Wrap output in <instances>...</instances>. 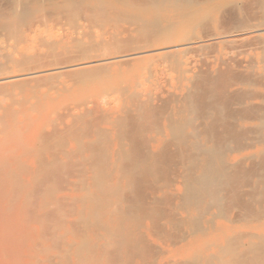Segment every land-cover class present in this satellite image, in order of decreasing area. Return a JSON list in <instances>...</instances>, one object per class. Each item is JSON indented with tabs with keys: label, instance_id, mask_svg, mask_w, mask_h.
I'll return each instance as SVG.
<instances>
[{
	"label": "rangeland",
	"instance_id": "1",
	"mask_svg": "<svg viewBox=\"0 0 264 264\" xmlns=\"http://www.w3.org/2000/svg\"><path fill=\"white\" fill-rule=\"evenodd\" d=\"M33 1H27L31 9H33V15L19 27V30H21L19 32V38H15V40H13V38L8 39V37L4 35V32L0 30L2 31L0 33L2 39H6L5 42V40L3 41L0 37V42H2L0 48H3L0 52V56L2 54L3 56L11 55L19 60L26 55V57L32 55L34 57L36 56V59L34 58L33 61L34 64L32 62L29 63L30 67L29 64L20 68L15 67L13 64H8L7 66L10 69L0 72V79L15 75L18 76L19 74L21 76V74L34 71L39 72V74L35 76H26L27 81L26 78L24 80V77H21L22 81L21 78H19V84H16L19 87L22 86L20 87L21 89L15 90L14 88L18 87L13 88V84L18 78L16 80L14 79L15 81L12 80V82L11 80H7L9 81V83L6 81L8 85L4 82H0L3 84V88H0V120H3L1 121L0 127L3 128L2 124L5 122L3 125L6 126V129L4 126L3 130L7 131L6 136L5 134H0V148L2 146L1 149H3L0 150V154L4 152V154L0 156V167L2 166L0 169L2 170V168H5V170L3 169L0 172V175L2 177L3 175H7L8 172V175H19V198H17L19 203L17 202L18 200L16 201V198H12V195L9 196L8 194V196H4V192L6 191L3 192L4 188L2 191L0 190V208L2 211L4 208L9 207L12 211L8 208L9 211L6 209L5 213L17 214V211L15 212V210H17L15 209V205L17 204L16 206H19V220H17L19 221L18 230V222L15 221L14 218L16 214L9 217L13 225L10 223L8 224V222L7 225H5L7 221L5 218L3 223L0 222V230L3 226L15 227V229L13 228L16 232L15 237H17L18 234L19 240L17 239L14 243L18 242L19 248H14L18 246L16 245L17 243H15V245L13 244L12 248L13 237L10 239L11 246L9 245L10 243L8 244L7 242L11 237L9 235L13 232V229H11L12 232L8 233L7 230L3 228L2 232L0 231V235H4L5 240L7 239L6 237H8V240L5 241L2 236L3 238H0V248H2L3 244H8L7 246L10 247L7 248L6 246L4 248L3 246V249L0 250V264H188L186 260H190V264L192 259L194 262L191 264H195L198 255L200 258H198L196 263L201 262L200 264H205V261L207 264H209V262L210 264H220L228 260H231L233 264H238V262L239 264H264V252L259 251L260 248H258V250L256 247L261 243H263L261 245L264 247V241H259L260 239H264V11H262L264 10V6L261 5V2L264 5V0H180L182 4L179 0H177L178 2H176V0H156L154 3H152L153 0H148L149 2L151 1L150 3L147 0V3L145 0H122L125 8L129 11V13H127L129 15H112V10L107 8L108 11L106 10L107 13H105L106 23H102L101 21L99 23V20H90L86 17L81 20L74 19L72 22L66 17L63 18L62 21V18L60 19L57 15L55 16L57 12L54 11H58L59 9L63 10L61 8L64 0H56L52 2L53 5H51V2L44 0L41 4L42 8H39L36 0ZM0 3V7H2V9L0 8V13H4L6 9L8 10L9 3L7 0H0ZM133 3L136 6L134 5V7H132L133 5L131 6V4ZM90 7L93 8L92 5H90ZM201 9L205 11L199 18L190 19L191 21H187V18L180 14L182 10L195 11ZM45 11H48L50 15L52 14V17L54 16L48 21L50 23L47 22L48 31L44 29L41 32L42 34L38 37L37 42H29L28 45V36H30L32 32V25L36 23L34 19H38L43 13L46 14ZM138 11H145L146 18L143 17V19L140 16H133L135 15L133 12ZM182 18L183 20L185 18L187 22L185 20L186 23L183 22L181 20ZM116 19L120 22L119 26L115 23ZM55 20H58L57 24ZM65 20L68 21L66 22ZM52 21L55 22L53 23ZM75 21L77 22L74 23ZM61 22L62 24L59 25ZM63 23L65 25L67 23V26ZM101 23L102 25H100ZM70 24L72 25L71 28L69 27ZM170 25L173 27L169 29ZM143 26L145 29H143ZM154 26H156V28ZM118 27L120 28L119 30ZM158 27L160 29L159 31L157 29ZM165 27L166 30H163ZM52 28H54V32L51 34L49 30ZM122 28L124 29L121 38L122 41L131 42L133 44L137 42L135 45L137 48L139 46L138 49H143V46L146 45L144 47L145 50L156 51V49L159 50L160 48L180 46L186 42H192V40L198 43L180 46L170 51L163 50L156 51V53L152 52L148 55L133 56V59L132 57H127L126 59L122 58L120 61L121 58H119L109 61L110 65L107 61L106 63H99V65L97 63V67V60H106V58L112 56L114 52L104 53L105 55L101 53L103 55H101L102 58L100 53L92 54V57L85 56L77 48L76 42L68 40L70 35L76 32L74 38H82V36H85V42L94 40L100 41V38H103V36L105 38L109 37L106 35L107 31L108 33L112 31L121 33L123 31ZM147 28L149 29L148 31ZM167 29H169L170 32H168ZM27 30L29 31L26 32ZM166 31L167 33H165ZM23 32L24 35H22ZM156 32H158V34H156ZM126 33L128 34L126 35ZM140 34L142 35L140 36ZM3 35L5 37H3ZM63 35L64 37L66 36V38H63ZM129 35L131 39H129L130 37L126 39ZM19 39L20 41L24 39V42H20ZM65 39V43L55 44L57 41H65ZM189 39L190 41H188ZM135 45L127 47L125 51H130ZM67 50L71 52L69 53ZM65 51H67V53ZM75 51L79 53L76 54ZM72 53L76 55H72ZM115 53L114 56L116 57L117 54ZM96 55L100 58H97L98 56ZM167 55L169 56L167 57ZM62 56H65V58ZM114 56L111 58H115ZM66 62L67 64H65ZM71 62L72 65H70ZM6 63L5 57L3 59L1 56L0 64ZM44 66H46V68ZM22 68H26V70ZM83 70L85 71L83 72ZM6 73L11 74L9 76ZM182 74L190 78V81L187 82L179 79ZM51 75H53V77ZM78 76L81 77L79 78ZM38 79L39 81L42 79L41 81H43V83L41 81L39 83L37 81ZM50 79L52 80L50 81ZM188 86L192 92L188 89ZM186 89H188V91H186ZM5 92L8 93V96ZM187 92H189V99L186 98L188 95L186 94ZM182 95L187 100L183 98ZM181 97L183 100L180 101ZM186 106H189V108L187 107L186 109ZM120 117L123 119L125 118L124 120L122 119V121L126 122V126L120 127L118 125V119H120ZM116 124L119 126H117V128L118 130L120 129L119 133L122 138H118L120 135L117 128H115ZM85 125H87L88 128ZM173 125L174 130H171L170 126ZM179 126L181 128H179ZM126 127H129V129ZM122 128L125 129L124 131L126 132H124ZM14 130L16 133H18L19 130L18 136L17 134L15 137V134L10 135ZM94 131L96 134L99 132L101 134L106 133V135H108L107 139L104 138L106 136H97ZM122 131L124 132V137L122 136ZM176 132L179 134L178 137L176 136ZM53 133L55 135L56 133L60 134L58 136L61 138L57 137L58 139L55 141L53 140L51 145H49L50 147L48 146L49 148L47 149H49L48 151L50 152L46 153L43 148V153L44 155L51 154L53 157L59 156L58 159L56 158L57 164L50 168V174L44 173L43 176L40 174L37 177V172L35 173L34 169L35 171L39 169V156L35 152L38 145L41 146L39 137L41 135L49 136ZM183 134L184 136L179 138L180 135ZM8 135L13 136L11 137L13 140L12 143H10L11 141L9 140L6 141L7 138L10 139ZM84 135L85 137H82ZM100 136L103 138V141H101L102 139ZM17 137H19L20 141L19 147L14 144L15 138ZM125 137L126 139H124ZM96 139H98V142H96ZM104 139L107 140V142ZM127 139L128 141H126ZM54 142L57 143L55 144ZM94 142H96V144H94L95 146L93 145ZM102 143H107L106 145L103 144L105 145L103 150L106 149L105 152L107 154L110 152L106 160V162L108 161L109 163H106L107 166H105L104 172L110 169V172L113 173L112 175L115 174L121 177L124 172L127 175L130 171H135V175L138 177L135 179V181H137L135 182L134 189L126 191L124 196L125 202L126 199H128L126 203L144 200L146 203L150 204L153 203L152 198L156 200L155 204H153L151 216H147V220L144 219L143 222L139 223L140 226L142 225V230L146 233L145 236L147 238L145 237L146 239L143 241L138 239V242L136 241L137 239H129L127 242L129 243L131 240L130 246H127L128 243H126L125 246L120 248L118 245L113 244L109 247L106 255H102L98 248L104 245V243H110V241L107 242L105 238H101L105 232L102 229L99 230V227H97V224L100 226L97 220L98 217L96 216L97 213L93 208V204L90 202L93 196L97 195V188H95V181L97 179L95 180L94 178L97 176V173H99V169L95 172L92 168H95V166L97 167L100 162L96 147H98L99 144L102 147ZM8 144H10L9 147ZM57 144L61 146H56ZM83 145H85L86 148L85 146L83 147ZM130 145L131 147L129 148ZM52 146H54V149ZM77 148H79L80 151L79 149L77 150ZM15 149L16 152H13L12 150L15 151ZM94 149L97 158L94 155ZM123 150L128 154L127 157L121 155L123 154ZM30 151L31 153H29ZM114 151L119 153H116L118 158L116 154H114ZM148 151L149 153H147ZM173 151L176 154L173 153ZM199 151L201 152L199 153ZM54 152L58 156H54ZM13 153L16 155L15 157L19 156V170L17 169L18 166L11 164V157H14L12 156ZM65 153L68 155L67 158L64 157L66 156ZM134 153L137 154H135L136 157H134ZM144 153L145 155L141 156V154ZM91 155L92 157L94 156L92 161L90 160L92 159ZM113 157L114 160H118V163H114L116 161L113 160ZM129 157H131V159L133 158L137 167H139L138 162L141 167L138 169L136 165H133L134 162L131 161ZM14 158L13 163L15 160ZM80 159L82 160L81 163L79 162L81 161ZM141 160L145 162L142 163ZM89 161L91 162L89 163ZM97 161H99L98 164H96ZM148 161L150 164H153L151 167L148 166ZM93 162L96 165H94ZM112 165L115 169H113ZM83 166H85V168H83ZM126 167L127 169H125ZM144 167L149 170L143 169ZM82 169L83 173H81ZM140 169L141 171L143 170L141 172L142 175L139 173ZM20 170H22L21 173ZM223 171H226V173ZM87 172L89 173L85 174ZM218 173L222 176H219ZM147 174L149 175L148 177ZM225 174H227V178L223 176ZM85 175L87 177H85ZM199 175H203L204 177L203 181L205 182H203V185L206 181L207 183L209 181L214 182L210 180L213 177L214 180L216 179L215 185L220 184V186H213L214 189H211V191L208 189L209 183L208 185L206 183L207 187H205V185L201 189L200 186L198 187L197 185L198 188L191 191V194L188 191L186 192L187 178L192 180ZM190 176H193V178ZM215 176H217V178H215ZM222 177L225 178L226 183L224 184L223 182L221 186L222 182L218 183V181H223ZM1 179L0 182L3 181V179L2 181ZM39 180L41 182H39ZM83 180L85 182H83ZM92 180H94V182H92ZM89 183L95 184L90 186L92 184ZM2 184L3 183L0 184L1 188L4 186ZM165 185L166 187L164 189L163 187ZM200 185L202 186V183ZM161 187L164 191L160 192L159 188ZM215 187L217 188L216 191ZM218 189H221V191L219 192ZM209 191H215L214 194L212 193L214 196L217 193L216 197L219 199L216 203H214L213 197L211 199L213 195L210 194ZM188 193L192 195L190 197L197 202L196 204L194 203L195 205L193 204V200L189 201ZM194 193L195 196H193ZM208 195H210V197ZM175 196L178 198L176 199ZM6 197H8L7 200ZM86 197H90V201L88 200L89 198ZM84 198H86V200ZM3 201L6 203L7 201L10 203L16 202V204L13 203L10 207V204L7 205L9 202L6 204ZM189 202L194 206L191 204L187 205ZM3 203H5V207L2 205ZM41 203L44 209L40 208V206H42ZM183 204L185 207H183ZM1 215L3 216L4 214L2 213ZM1 215L0 217H2ZM18 215L15 217L18 218ZM190 216L194 219L201 218L200 220L203 218L202 223L198 220V227L202 225L203 228H206L205 230L201 228L203 231L207 230L206 236L204 235L202 237V235L199 236L196 234V236L193 237V235H195V228H192L187 220H185ZM5 217H7V215ZM176 219L177 223L175 226ZM0 220L2 221V218H0ZM82 220L83 222L85 221L84 224H82ZM152 220L154 221L152 222ZM170 221H172V224ZM181 222H184L185 226ZM116 224L113 225L115 229L119 225ZM124 225L122 226L125 228L131 227L134 224L127 222L124 223ZM186 226L188 227L187 229ZM95 229H97V231ZM221 230H225L224 235L217 237V233ZM3 231H6L8 235ZM242 233H244V235ZM236 234L237 237L241 238L242 244H245L247 247L243 246L242 250L244 252L242 251L243 253L240 256L235 254L237 258L231 255V257H233V259H231L229 255H223V252L220 250L222 247H225V245H228L227 240L230 238L232 239V237L234 238ZM238 234H241V236ZM251 234H253V236ZM13 235L15 234L13 233ZM242 235L243 237L246 235L245 238H242ZM256 237H258L259 240ZM251 238H253V240ZM84 239L86 243H90L88 245H94L96 248L92 253L88 252L84 255V258H81L78 245L81 247V245L86 244ZM3 240L7 243L3 242L2 244L1 241ZM249 240L254 244L250 243ZM133 241L135 243H133ZM66 245L69 246H67L69 250L67 247H63ZM261 245L259 247H262ZM248 247H254V249L256 251L258 250L260 253H256L254 249H248ZM6 248L11 253L8 252ZM4 249L6 251H4ZM12 249L13 252L11 251ZM246 249H248V251L251 250L250 253H248ZM262 250L264 251V248H262ZM2 252H5V254ZM194 253H196L197 258ZM261 253L263 254V258ZM211 255L214 256L215 259L211 257ZM209 257L211 258L210 260L207 259ZM199 259L202 260L199 261ZM256 259H258L257 262ZM182 261L185 263H182Z\"/></svg>",
	"mask_w": 264,
	"mask_h": 264
},
{
	"label": "bare ground",
	"instance_id": "2",
	"mask_svg": "<svg viewBox=\"0 0 264 264\" xmlns=\"http://www.w3.org/2000/svg\"><path fill=\"white\" fill-rule=\"evenodd\" d=\"M8 1V3H9V8H8V10L6 9V11H4V13H0V30H2L3 32H4V35H6L7 37H8V39L9 38H13V40H15V38H19V32L21 31V30H19V27L21 26V25H23L25 22H26V20H28L29 18H31V16L33 15V9H31V7H30V4L29 3H27V1H29V0H7ZM31 1H33V0H31ZM46 1H49V2H51V5H53L52 4V2H55L56 0H46ZM130 1V0H129ZM139 1V0H138ZM143 1V0H142ZM146 1V0H145ZM148 1V0H147ZM147 1H146V3H147ZM152 1V0H151ZM150 1V2H151ZM154 1H156V0H153V2L152 3H154ZM182 1V0H181ZM259 1V0H258ZM263 1V0H262ZM34 2V1H33ZM44 2V0H36V3H37V5H39V8H42V6H41V4ZM149 2V1H148ZM149 2V3H150ZM176 2H178L177 0H176ZM179 2H180V0H179ZM184 2V1H183ZM4 3V2H3ZM142 3V2H141ZM144 3V2H143ZM148 3V4H149ZM181 3V2H180ZM1 4V3H0ZM35 4V3H34ZM58 4V3H57ZM63 4V6H62V8L61 9H63V10H58V11H54V12H57L56 14H55V16L57 15L60 19L62 18V21H63V18H66L67 17V19H70V21L72 22L74 19H82V18H84V17H86L87 19H90V20H99V23H100V21L103 23V22H105L106 23V15H105V13H107L106 12V10H107V8L109 9H111L112 10V12H111V14L112 15H125V16H127V15H129V14H127V13H129V11H127V9L125 8V6H124V3H123V1L122 0H64V2L62 3ZM127 4H128V2H127ZM182 4V3H181ZM31 5H33V4H31ZM56 5V4H55ZM59 5V4H58ZM58 5H56V6H58ZM87 5H89V6H87ZM90 5H92L93 6V8H91L90 7ZM129 5V4H128ZM133 5V6H132ZM134 3L133 4H131V6L132 7H134ZM138 5V4H137ZM152 5V4H151ZM157 5H158V3H157ZM261 5L262 6H264L263 4H262V2H261ZM136 6V5H135ZM148 6V5H147ZM260 6V5H259ZM36 7V6H35ZM54 7V6H53ZM88 7H90V8H88ZM138 7H140V6H138ZM149 7V6H148ZM1 9H2V7H0ZM56 8H58V7H56ZM150 8V7H149ZM155 8V7H154ZM157 8V7H156ZM0 9V10H1ZM147 10H149V9H147ZM262 10V9H261ZM50 11V10H49ZM108 11V10H107ZM110 11V10H109ZM162 11V10H161ZM205 10L204 9H201V10H195V11H188V10H182V11H180V14H182V15H184V17H186L187 18V21L188 20H192V19H197V18H199V16L204 12ZM262 11H264V10H262ZM2 12V11H1ZM46 12V14L45 13H43V15L41 16V17H37L38 19H34V22L36 21V23H35V25H32V27H33V29H32V32H31V34H30V36H28V45H29V42H32V43H36L37 42V40H38V37L42 34L41 32L44 30V29H47L48 27V23H50V22H48L49 20H50V18L52 17V14L50 15V13L48 12V11H45ZM47 13H49V14H47ZM133 14H135V15H133V16H136V17H145L146 16V13H145V11H138V12H133ZM54 17V16H53ZM52 17V18H53ZM36 18V17H35ZM57 18V17H56ZM146 18V17H145ZM144 19V18H143ZM59 20V19H58ZM57 20V21H58ZM86 20V19H85ZM118 19H116V21H115V23H116V25L118 24V26H119V24H120V22H119V20L117 21ZM183 22H185L186 20H185V18H184V20H183V18L181 19ZM190 20V21H191ZM56 21V20H55ZM54 21V22H55ZM57 21H56V24H57ZM60 21V20H59ZM66 22L68 21V20H65ZM69 21V22H70ZM78 21V20H77ZM77 21H75L74 23H76ZM181 21V22H182ZM186 21V22H187ZM32 22V21H31ZM33 22V23H34ZM48 22V23H47ZM53 22V21H52ZM53 22V23H54ZM68 22V23H69ZM83 22V21H82ZM92 22V21H91ZM96 22V21H95ZM95 22H93V23H95ZM111 22V21H110ZM109 22V23H110ZM118 22V23H117ZM124 22V21H123ZM180 22V23H181ZM185 22V23H186ZM202 22V21H201ZM87 23H88V21H87ZM86 23V24H87ZM102 23L100 24V25H102ZM157 23V22H156ZM160 23V22H159ZM62 24V22L59 24V25H61ZM64 24V23H63ZM71 24H73V23H71ZM70 24V28H71V25ZM91 24V23H90ZM142 24V23H141ZM188 24V23H187ZM65 25V24H64ZM116 25H115V27H116ZM185 25V24H184ZM55 26V25H54ZM53 26V27H54ZM65 26H67V23H66V25ZM76 26H77V24H76ZM90 26V25H89ZM106 26V25H105ZM104 26V27H105ZM153 26V25H152ZM157 26H158V24H157ZM160 26V25H159ZM182 26V25H181ZM56 27V26H55ZM74 27H75V25H74ZM92 27V26H91ZM96 27V26H95ZM139 27V26H138ZM150 27V26H149ZM148 27V28H149ZM155 28H156V26H154ZM167 27V26H166ZM166 27H165V29H163V30H166ZM170 27H173V26H169V29H170ZM28 28V27H27ZM77 28V27H76ZM75 28V29H76ZM97 28V27H96ZM137 28V27H136ZM136 28H135V30H136ZM147 28V31L149 30ZM153 28V27H152ZM154 28V29H155ZM160 28H161V26H160ZM168 28V27H167ZM179 28V27H178ZM28 29H30V28H28ZM92 29V28H91ZM98 29V28H97ZM100 29V28H99ZM120 28L118 27V30H119ZM123 29V28H122ZM122 29H121V31H122ZM143 29H145L144 28V26H143ZM158 29V31L160 30L159 29V27L157 28ZM169 29H167V31L168 32H170L169 31ZM72 30V29H71ZM104 30V29H103ZM2 31H0V33L2 32ZM29 30H27L26 32H28ZM47 31H48V29H47ZM70 31V30H69ZM73 31V30H72ZM76 31V30H75ZM101 31V30H100ZM151 31H153V30H151ZM150 31V32H151ZM157 31V30H156ZM167 31L165 32V33H167ZM171 31H172V29H171ZM175 31H176V29H175ZM46 32V31H45ZM54 32V28H52V29H50L49 30V33H53ZM102 32V31H101ZM101 32H99V33H101ZM124 32V29H123V31L120 33V32H118V31H112V32H110V33H108V31H107V33H106V35H108L109 37L108 38H105L104 36H103V38H100V41H90V42H85V40H84V37L85 36H82V38H80V37H75L74 38V34L76 33V32H74V34L72 33L71 35H70V37L68 38V40H70L71 42H76L77 43V48L81 51V53H83L85 56H91L92 54H98V53H100V56L102 55L101 53H103V55H105L107 52H116L115 54H117V56L115 57L114 56V53H112L111 55L112 56H114L115 58H111L112 56H110V57H108V58H110V59H108V58H106V60L105 59H100V60H97L96 58V65H97V63H98V65H99V63H106V61L108 62V64H109V61H112V60H115V59H119V58H121L120 59V61L122 60V58L124 59H126L127 57H132V59H133V56H142V55H148V54H151L152 52H155L156 53V51H163V50H165V51H170V50H173V49H176L177 47H180V46H186V45H191V44H196V43H198V42H196L195 40L193 41L192 40V42L190 41V39L188 40V41H190V42H186L185 44H181L180 46H171V47H166V48H160L159 50L158 49H156V51H151V50H145L144 49V47L146 46H143V49L141 48V49H138L139 48V46H138V48L136 47V43L135 44H133V43H131V42H124V41H122V33ZM137 32V31H136ZM164 32V31H163ZM47 33V32H46ZM45 33V34H46ZM89 33V32H88ZM92 33V32H91ZM103 33V32H102ZM154 33V32H153ZM161 33V32H160ZM128 33H126V35H127ZM139 34V33H138ZM156 34H158V32H156ZM172 34V33H171ZM3 35V37H5ZM22 35H24V32L22 33ZM54 35V34H53ZM52 35V36H53ZM94 35V34H93ZM92 35V36H93ZM124 35V34H123ZM142 34H140V36H141ZM144 35V34H143ZM154 35V34H153ZM163 35V34H162ZM166 35V34H165ZM169 35V34H168ZM27 36V35H26ZM42 36H44V35H42ZM91 36V35H90ZM101 36H102V34H101ZM139 36V35H138ZM140 36H139V38H140ZM0 37H1V39H2V36L0 35ZM130 37V38H129ZM154 37V36H153ZM55 38V37H54ZM60 38H62V37H60ZM63 38H66V36L64 37V35H63ZM93 38V37H92ZM131 39V36L129 35V36H127L126 37V39ZM133 38V37H132ZM150 38V37H149ZM158 38V37H157ZM27 39V38H26ZM44 39V38H43ZM89 39V38H88ZM87 39V40H88ZM95 39V38H94ZM125 39V38H124ZM134 39V38H133ZM135 39H136V37H135ZM161 39V38H160ZM3 41L5 40V42H6V39H2ZM1 40V41H2ZM11 40V39H10ZM17 40V39H16ZM23 41H20V39H19V41L20 42H24V39H22ZM62 40H64V39H62ZM62 40H60V41H57L55 44L56 45H58V44H62V43H65L66 42V39H65V41H62ZM93 40V39H92ZM146 40V39H145ZM164 40V39H163ZM215 40V39H214ZM18 41V40H17ZM43 41H45V40H43ZM132 41V40H131ZM136 41V40H135ZM166 41V40H165ZM4 42V43H5ZM11 42V41H10ZM47 42V41H46ZM133 42V41H132ZM142 42H143V40H142ZM160 42V41H159ZM163 42V41H162ZM169 42V41H168ZM185 42V41H184ZM3 43V44H4ZM25 43H26V40H25ZM145 43V42H144ZM148 43H151V42H148ZM148 43H147V45H148ZM164 43V42H163ZM0 44H2V42H0ZM8 44V43H7ZM18 44V43H17ZM43 44V43H42ZM135 45V49L132 47V49H130V51L128 50V51H125L126 50V48L127 47H129L130 45ZM140 44V43H139ZM138 44V45H139ZM6 45V44H5ZM27 45V46H28ZM44 45V44H43ZM131 45V46H132ZM142 45V44H141ZM161 45H162V43H161ZM166 45H167V43H166ZM7 46V45H6ZM31 46V45H30ZM29 46V47H30ZM47 46V45H46ZM52 46V45H51ZM130 46V47H131ZM164 46V45H163ZM12 47H14V46H12ZM17 47V46H16ZM45 47V46H44ZM142 47V46H141ZM56 48V47H55ZM55 48H54V50H55ZM59 48V47H58ZM75 48H76V46H75ZM76 48V49H77ZM137 48V49H136ZM1 49V48H0ZM3 49V48H2ZM2 49L0 50V52L2 51ZM35 49V48H34ZM69 49V48H68ZM73 49V48H72ZM5 50V49H4ZM30 50H31V48H30ZM36 50V49H35ZM29 51V50H28ZM36 51H38V50H36ZM68 51V50H67ZM67 51H65L66 53H67ZM119 51V52H118ZM14 52V51H13ZM69 52V51H68ZM71 52V51H70ZM69 52V53H70ZM74 52V51H73ZM76 52V54H78L79 52L78 51H75ZM173 52V51H172ZM36 53V52H35ZM62 53V52H61ZM105 53V54H104ZM6 54V53H5ZM11 54V53H10ZM63 54V53H62ZM75 53H72V55H74ZM75 54V55H76ZM21 55V54H20ZM29 55V54H28ZM35 55V54H34ZM56 55V54H55ZM102 55V56H103ZM165 55V54H164ZM2 56V58L4 59V57H5V60H6V64H0V72H2V71H5V70H9L10 68H8V64H13L15 67H24V66H26V65H28L29 63H33L34 64V58L36 57H34L33 55L32 56H28V57H24V58H20V60H22V61H20L19 59H17L15 56H11V55H4L3 56V54L1 55ZM0 56V57H1ZM67 56V55H66ZM93 56V55H92ZM91 56V57H92ZM96 56H98V55H96ZM102 56H101V58H102ZM166 56V55H165ZM164 56V57H165ZM169 55H167V57H168ZM21 57V56H20ZM37 57H38V55H37ZM42 57V56H41ZM40 57V58H41ZM53 57H54V55H53ZM57 57V56H56ZM61 57V56H60ZM62 57H64L65 58V56H62ZM72 57V56H71ZM45 58V57H44ZM51 58V57H50ZM97 58H100L99 56L97 57ZM36 59V58H35ZM43 59V58H42ZM47 59V58H46ZM68 59V58H67ZM76 59V58H75ZM56 60H59V59H56ZM55 60V61H56ZM65 60V59H64ZM73 60H74V58H73ZM77 60H78V58H77ZM83 60V59H82ZM81 60V61H82ZM87 60H89V59H87ZM38 61V60H37ZM94 61V60H93ZM51 62V61H50ZM64 62V61H63ZM69 62V61H68ZM90 62V61H89ZM116 62V61H115ZM55 63V62H54ZM79 63V62H78ZM112 63V62H111ZM122 63V62H121ZM32 64V65H33ZM37 64V63H36ZM40 64V63H39ZM65 64H67V62L65 63ZM68 64H70V63H68ZM94 64H95V62H94ZM117 64V63H116ZM70 65H72V62H71V64ZM73 65H75V64H73ZM98 65H97V67H98ZM107 65V64H106ZM110 65V64H109ZM39 66V65H38ZM46 66H48V65H46ZM46 66H44L45 68H46ZM59 66V65H58ZM29 67H30V64H29ZM28 67V68H29ZM36 67V66H35ZM42 67V66H41ZM40 67V68H41ZM60 67H61V65H60ZM59 67V68H60ZM75 67V66H74ZM76 67H78V66H76ZM80 67V66H79ZM102 67V66H101ZM18 68V69H19ZM32 68V67H31ZM56 68V67H55ZM70 68V67H69ZM23 70H26V68H22ZM43 69V68H42ZM40 70V69H39ZM59 70V69H58ZM95 70V69H94ZM93 70V71H94ZM109 70V69H108ZM21 71V70H20ZM32 71H34V70H32ZM52 71V70H51ZM60 71V70H59ZM85 70H83V72H84ZM57 72V71H56ZM103 72V71H102ZM4 73V72H3ZM22 73H24V72H22ZM104 73H107V72H104ZM2 74V73H1ZM7 74V73H6ZM5 74V75H6ZM11 74V73H10ZM10 74L8 73L7 75H9L10 76ZM36 74H39V72L38 71H34V72H30V73H25V74H21V76H20V74L18 75V76H11V77H6V78H1L0 79V82H4V83H6V81L7 80H11V82H12V80H16L17 78H18V80H14L15 82H14V84H13V88L14 87H18V88H14L15 90L16 89H19L20 87H22V86H18L16 83H18L20 80H19V78H21V77H24V80H25V78H26V81H27V77L26 76H35ZM56 74V73H55ZM61 74V73H60ZM102 74V73H101ZM109 74V73H108ZM3 76V75H2ZM1 76V77H2ZM41 76V75H40ZM52 77H53V75H51ZM55 76V75H54ZM82 76V75H81ZM81 76H78L79 78L81 77ZM95 76V75H94ZM101 76V75H100ZM194 78V77H193ZM48 79H49V77H48ZM56 79V78H55ZM179 79H181V80H184V81H187V82H189L190 81V78H188V77H185V75L184 74H182V76H180L179 77ZM34 80V79H33ZM42 80V79H41ZM40 80V81H41ZM47 80V79H46ZM45 80V81H46ZM52 79H50V81H51ZM54 80V79H53ZM98 80V79H97ZM193 80V79H192ZM9 81H7L8 83H9ZM21 81H22V78H21ZM35 81V80H34ZM39 83H40V81H39V79L37 80ZM80 81V80H79ZM167 81V80H166ZM24 82V81H23ZM33 82V81H32ZM42 83H43V81H41ZM8 83H6L7 85H8ZM12 84H11V86H12ZM19 84V83H18ZM29 84H30V81H29ZM48 84V83H47ZM191 84V83H190ZM37 85V84H36ZM44 85V84H43ZM39 86H40V84H39ZM6 87V86H5ZM9 87V86H8ZM24 87V86H23ZM26 87V86H25ZM28 87H29V85H28ZM43 87V86H42ZM190 87H191V85H190ZM0 88H3V84H1L0 83ZM30 88H32V87H30ZM37 88V87H36ZM185 88H186V86H185ZM6 89V88H5ZM21 89V88H20ZM188 89L189 90H191L192 89V87H191V89L189 88V86H188ZM188 89H186V91H188ZM2 90V89H1ZM12 90V89H11ZM6 91V90H5ZM191 92H192V90H191ZM6 93V92H5ZM12 93H13V91H12ZM21 93V92H20ZM173 94V93H172ZM185 94V93H184ZM183 94V95H184ZM186 94H188L187 96H186V98H188V97H190L189 96V92H187ZM192 94V93H191ZM6 95L8 96V93H6ZM182 95V97L183 98H185L184 96ZM4 96V95H3ZM182 97H181V99H180V101L181 100H183L182 99ZM185 98V99H186ZM43 99V98H42ZM136 99V98H135ZM189 99V98H188ZM187 100V99H186ZM189 101V100H188ZM191 101V100H190ZM140 102V101H139ZM106 103V102H105ZM135 103H138V102H135ZM187 104H188V102H187ZM17 105V104H16ZM176 106V105H175ZM181 106V105H180ZM79 107V106H78ZM98 107V106H97ZM185 107V106H184ZM187 107L189 108V106H186V109H187ZM176 108V107H175ZM87 109V108H86ZM130 109V108H129ZM185 109V108H184ZM32 110V109H31ZM90 112V111H89ZM138 112V111H137ZM187 112V111H186ZM95 113V112H94ZM117 113V112H116ZM179 113H181V112H179ZM188 113V112H187ZM13 114V113H12ZM18 114V113H17ZM21 115V114H20ZM125 115V114H124ZM128 115V114H127ZM136 115V114H135ZM96 116V115H95ZM129 116V115H128ZM5 117V116H4ZM3 117V118H4ZM86 117V116H85ZM125 117V116H124ZM136 117V116H135ZM134 117V118H135ZM14 118V117H13ZM87 118V117H86ZM98 118V117H97ZM101 118V117H100ZM0 119H1V117H0ZM120 119H121V121H120ZM120 119H118L119 121H118V125L120 126V127H123L124 125L126 126V122L125 121H122V119L123 118H121L120 117ZM125 119V118H124ZM123 119V120H124ZM127 119V118H126ZM29 120V119H28ZM130 120V119H129ZM169 120H170V118H169ZM1 121H3V120H0V124L2 123ZM172 121V120H171ZM170 121V122H171ZM185 121V120H184ZM186 121H187V118H186ZM194 121V120H193ZM192 122V121H191ZM5 123V122H4ZM3 123V124H4ZM21 123V122H20ZM52 123V122H51ZM115 123V122H114ZM129 123V122H128ZM131 123H132V121H131ZM177 123V122H176ZM2 124V126H3V128H1L0 127V134L1 135H4L5 134V136H6V132L7 131H5V130H3L4 129V126L5 125H3ZM91 124V123H90ZM130 124V123H129ZM57 125V124H56ZM89 125V124H88ZM117 124H116V127L115 128H117V126H118ZM135 125V124H134ZM53 126H54V124H53ZM82 126H83V124H82ZM85 126H87V125H85ZM118 126V127H119ZM129 126V125H128ZM131 126V125H130ZM169 126V125H168ZM176 126H177V124H176ZM186 126V125H185ZM92 127H93V125H92ZM135 127V126H134ZM173 127V128H172ZM54 128V127H53ZM58 128V127H57ZM87 128H88V126H87ZM125 128V127H124ZM126 128H128L129 129V127H126ZM170 128H171V130H174V125L173 126H170ZM179 128H181L180 126H179ZM5 129H6V126H5ZM95 129H96V126H95ZM185 129H186V127H185ZM12 130V129H11ZM91 130V129H90ZM97 130V132H98V129H96ZM95 130V131H96ZM100 130V129H99ZM122 130L124 131L125 129H123L122 128ZM181 130V129H180ZM4 131H5V133H4ZM56 131V130H55ZM81 131V130H80ZM95 131H94V133H95ZM102 131H103V129H102ZM107 131V130H106ZM111 131V130H110ZM114 131H116V130H114ZM117 131H118V133L120 132V129L118 130V128H117ZM122 131V136L124 137V132H126V131H124L123 132ZM9 132V131H8ZM13 132V131H12ZM12 132L10 133V135H14V137L16 136V134H17V136L19 135L18 133H19V130H18V133H16V131L14 130V132H13V134H12ZM59 132V131H58ZM108 132V131H107ZM171 132H173V131H171ZM184 132V131H183ZM187 132V131H186ZM43 133V132H42ZM91 133V132H90ZM116 133V132H115ZM117 133V134H118ZM133 133V132H132ZM131 133V134H132ZM43 134H45V133H43ZM46 134H48V133H46ZM82 134V133H81ZM96 134V133H95ZM117 134H116V136H117ZM178 133L176 132V136L178 137L179 136V134L177 135ZM0 135V136H1ZM10 135H8V136H10ZM58 135H60V134H58V133H56V135L53 133L52 135H49V136H45V135H41L40 137H39V140H40V142H38V143H40L41 144V146L40 145H38V147L36 148V150H35V152H36V154L39 156V169L38 170H36L35 171V169H34V172L36 173L37 172V177H38V175H40V174H42V176L44 175V173L46 174H50L51 172H50V168L51 167H53L54 165H56L57 164V161H56V158L58 159L59 158V156L55 153L54 154V156L55 155H57L58 157H53V155H44V151H46V153H48V152H50V151H48L49 149H47V148H49L50 146L49 145H51V143H52V141L54 140H56V139H58L57 137H60V136H58ZM62 135V134H61ZM97 136L98 135H101V136H106V137H104L105 139H107V137H108V135H106V133H98V134H96ZM115 135V134H114ZM119 137L118 138H120L121 137V134L119 133ZM134 135V134H133ZM97 136H95V137H97ZM100 136V137H101ZM115 136V137H116ZM181 136H184V134L183 135H180V137L179 138H182ZM190 136V135H189ZM11 137H13V136H10V139H8L7 138V140L6 141H11L10 143H12V139H11ZM82 137H85V135L84 136H82ZM127 137V136H126ZM126 137L124 138V139H126ZM2 138H3V136H2ZM21 138V137H20ZM61 138V137H60ZM97 138H99V137H97ZM122 138V137H121ZM197 138V137H196ZM4 139H6V138H4ZM101 141H103V138L101 137ZM104 139V140H105ZM109 139V138H108ZM115 139V138H114ZM124 139H123V141H124ZM82 140V139H81ZM117 140H119V139H117ZM130 140V139H129ZM106 142H107V140H105ZM126 141H128V139L126 140ZM19 137H17V138H15V142H14V144H16L18 147L20 146L19 145ZM96 142H98V139H96ZM96 142H94L93 143V145L94 144H96ZM177 142H179V141H177ZM55 143V142H54ZM57 143V142H56ZM55 143V144H56ZM79 143H80V141H79ZM100 143V142H99ZM180 143V142H179ZM88 144V143H87ZM87 144H86V146H87ZM92 144V143H91ZM103 144H107V143H102V147L100 146V144L98 145V147H96L97 148V153H98V155L97 156H99L98 158H99V161H97V163L96 164H98V162H99V164L97 165V167L95 166V168H92V170L93 171H97V169H99V173H97V176L94 178L96 181V187L95 188H97V195H94L93 196V198L91 199L90 197H86V198H89L88 200L90 201V199H91V203L93 204V208H94V210L96 211V213H97V217H98V223L100 224V226L97 224V227H99V230L100 229H102L104 232H105V234L101 237V238H105L106 240H107V242L108 241H110V243H104V245H101V247L100 248H98V250L100 249V251H101V253H102V255H106V253H107V251H108V249H109V247L111 246V245H118L119 246V248L120 247H123V246H125L126 245V243H128L127 241L129 240V239H131V240H134V239H137L136 241L138 242V239H140L141 241H143V240H145L147 237L145 236L146 235V233L142 230L143 228H142V225L140 226V222H143V220L144 219H146L147 220V216H151V212H152V208H153V204H155V202H156V200L154 199V198H152V201H153V203H146L144 200H141V201H136V202H132V201H130V202H128V203H126L127 202V200L128 199H126V202H125V198H124V196H125V193H126V191L127 190H129V191H131V190H133L134 189V186H135V182L137 181H135V179H137L138 177H136V175H135V171L133 172V171H130V173H127V175L125 174V172L121 175V177H118L117 175H112L113 173L112 172H110V169L109 170H107V172L105 171L104 172V169H105V166H107L106 165V163L108 162H106V160H107V156H108V154L110 153L109 151V153L107 154L106 152H105V150L106 149H104L103 150V148H105L104 146L105 145H103ZM109 144V143H108ZM147 144V143H146ZM5 145V144H4ZM3 145V146H4ZM9 145L10 144H8V147H9ZM25 145V144H24ZM60 144H57L56 146H59ZM90 145V144H89ZM12 146V145H11ZM49 146V147H48ZM61 146V145H60ZM66 146V145H65ZM79 146V145H78ZM85 145H83V147H84ZM86 146H85V148H86ZM95 146V145H94ZM93 146V147H94ZM99 146H100V148H99ZM119 146V145H118ZM123 146V145H122ZM7 147V146H6ZM80 147V146H79ZM88 147H90V146H88ZM88 147H87V149H88ZM92 147V148H93ZM121 147V146H120ZM124 147V146H123ZM131 147V145L129 146V148ZM149 147V146H148ZM195 147V146H194ZM1 148H2V146H1ZM0 148V150H3V149H1ZM5 148V147H4ZM43 148H44V151H43ZM52 148L54 149V146H52ZM109 148V147H108ZM11 149H12V147H11ZM26 149V148H25ZM57 149V148H56ZM79 148H77V150H78ZM119 149H121V148H119ZM131 149H133V148H131ZM142 149V148H141ZM164 149V148H163ZM182 149V148H181ZM184 149V148H183ZM194 149V148H193ZM64 150V149H63ZM128 150H130V149H128ZM199 150V149H198ZM221 150V149H220ZM5 151V150H4ZM8 151V150H7ZM10 151V150H9ZM13 152H16V149H15V151L14 150H12ZM11 151V152H12ZM79 151H80V149H79ZM92 151H93V149H92ZM91 151V152H92ZM120 151V150H119ZM134 151H135V149H134ZM182 151V150H181ZM184 151H185V149H184ZM189 151H191V150H189ZM202 151V150H201ZM201 151H199V153L201 152ZM217 151H219V150H217ZM32 152H34V151H32ZM115 152V151H114ZM123 152V154H121L122 156H125V157H127L128 156V154L126 153V152H124V150L122 151ZM130 152V151H129ZM146 152V151H145ZM172 152V151H171ZM180 152V151H179ZM29 153H31V151L29 152ZM76 153V152H75ZM80 153V152H79ZM117 152H115L114 154H116ZM143 153V152H142ZM147 153H149V151L147 152ZM153 153V152H152ZM157 153V152H156ZM173 153H175L174 151H173ZM173 153H171V154H173ZM183 153V152H182ZM192 153V152H191ZM196 153V152H195ZM204 153H207V152H204ZM220 153V152H219ZM223 153V152H222ZM1 154H4V152H2ZM1 154H0V156H1ZM16 154V153H15ZM35 154V155H36ZM66 154V153H65ZM71 154V153H70ZM92 154V153H91ZM117 154H119V153H117ZM117 154H116V157H117ZM129 154H131V153H129ZM132 154H133V152H132ZM136 153H134V155H135ZM170 154V153H169ZM176 154V153H175ZM202 154V153H201ZM5 155H6V153H5ZM9 155V154H8ZM36 155V156H37ZM73 155V154H72ZM79 155V154H78ZM82 155H83V152H82ZM94 155L96 156V154H95V149H94ZM120 155V156H121ZM137 155V154H136ZM136 155L134 156V157H136ZM139 155V154H138ZM143 155H145V153L144 154H141V156H143ZM194 155V154H193ZM200 155V154H199ZM210 155V154H209ZM208 155V156H209ZM212 155V154H211ZM7 156V155H6ZM12 156H16V155H14V153L12 154ZM21 156V155H20ZM47 156V157H46ZM67 154H66V156H64L65 158H67ZM75 156V155H74ZM97 156H96V158H97ZM132 156V155H131ZM140 156V155H139ZM156 156V155H155ZM13 157V158H14ZM91 157H92V155H91ZM94 157V156H93ZM93 157H92V159H90L91 161L93 160ZM115 157V156H114ZM114 157H113V160H114ZM148 157H149V155H148ZM153 157H154V155H153ZM192 157V156H191ZM216 157V156H215ZM13 158L11 157V160H12V163L11 164H15V166H18V170H19V156H17V157H15L14 159V163H13ZM118 158V157H117ZM130 159H131V157H129ZM142 158V157H141ZM157 158V157H156ZM178 158V157H177ZM176 158V159H177ZM1 159V158H0ZM78 159V158H77ZM88 159V158H87ZM116 159V158H115ZM137 159H139V158H137ZM191 159V158H190ZM37 160V159H36ZM81 160V159H80ZM85 160V159H84ZM83 160V161H84ZM94 160H95V158H94ZM109 160V159H108ZM140 160V159H139ZM143 160V159H142ZM142 160H141V162H142ZM146 160V159H145ZM157 160V159H156ZM185 160V159H184ZM2 161V160H1ZM37 161V162H38ZM79 161V160H78ZM91 161H89V163L91 162ZM114 161H116V160H114ZM122 161V160H121ZM125 161V160H124ZM131 161H133L134 162V160H133V158L131 159ZM136 161V160H135ZM196 161V160H195ZM197 161H198V159H197ZM218 161V160H217ZM80 163L82 162V160L81 161H79ZM145 162V161H144ZM144 162H142V163H144ZM160 162V161H159ZM185 162V161H184ZM189 162H190V160H189ZM209 162V161H208ZM216 162V161H215ZM6 163V162H5ZM109 163V162H108ZM107 163V164H108ZM113 163V162H112ZM114 163H118V160L116 161V162H114ZM113 163V164H114ZM131 163V162H130ZM147 163H149V161L147 162ZM146 163V164H147ZM63 164V163H62ZM93 164H94V162H93ZM96 164H94V165H96ZM120 164V163H119ZM192 164V163H191ZM20 165H21V163H20ZM69 165V164H68ZM82 165V164H81ZM91 165V164H90ZM133 165H136V167H137V164H135V162H134V164ZM153 164L151 163H149L148 164V166L149 167H151ZM23 166V165H22ZM37 166V165H36ZM109 166V165H108ZM113 166V165H112ZM126 166V165H125ZM124 166V167H125ZM138 166L139 167H141L140 165H139V162H138ZM157 166V165H156ZM155 166V167H156ZM194 166H195V164H194ZM214 166V165H213ZM225 166V165H224ZM2 167V166H1ZM0 167V168H1ZM5 167V166H4ZM11 167V166H10ZM89 167V166H88ZM93 167V166H92ZM136 167H135V169H136ZM139 167H137L138 169H139ZM154 167V166H153ZM158 167V166H157ZM196 167V166H195ZM206 167V166H205ZM24 168V167H23ZM37 168V167H36ZM83 168H85V166H83ZM122 168V167H121ZM207 168V167H206ZM227 168V167H226ZM5 170V168H2V170ZM22 169V168H21ZM90 169V168H89ZM113 169H115L114 168V166H113ZM112 169V170H113ZM118 169V168H117ZM125 169H127V167L125 168ZM134 169V170H135ZM143 169H145V170H149V169H147L146 167H144ZM157 169V168H156ZM155 169V170H156ZM185 169V168H184ZM209 169V168H208ZM1 169H0V172L2 171ZM23 170V169H22ZM22 170H20V173H21V171ZM28 170H29V168H28ZM60 170V169H59ZM70 170V169H69ZM72 170H73V167H72ZM111 170V171H112ZM123 170V169H122ZM130 170V169H129ZM215 170V169H214ZM7 171H9V170H7ZM24 171V170H23ZM75 171V170H74ZM90 171H91V169H90ZM118 171V170H117ZM120 171V170H119ZM143 171V170H142ZM141 171V169H140V171H139V173H141L142 172ZM153 171V170H152ZM211 171V170H210ZM14 172V171H13ZM62 172H64V171H62ZM76 172V171H75ZM81 172V171H80ZM86 172V171H85ZM92 172V171H91ZM147 172V171H146ZM150 172V171H149ZM157 172V171H156ZM183 172V171H182ZM224 172V171H223ZM25 173V172H24ZM30 173H32V172H30ZM34 173V174H35ZM81 173H83V169H82V172ZM89 172H87V173H85V174H88ZM94 173V172H93ZM92 173V174H93ZM118 173V172H117ZM119 173H121V172H119ZM205 173V172H204ZM220 173V172H219ZM218 173V174H219ZM224 173H226V171L224 172ZM8 174H9V172H8ZM3 175L2 177H4V178H2L1 177V175H0V179L2 178L3 179V181H2V179H1V181L2 182H0V184L1 183H3L2 185H4V186H2V188L0 189L1 191H2V189H3V192L5 193H3L4 194V196H8V194H9V196H11L12 195V198L14 197V198H16V201L18 200L17 198H19V175L17 174V175H15L14 173V175ZM125 174V175H124ZM129 174V175H128ZM146 174V173H145ZM210 174V173H209ZM217 174V173H216ZM60 175V174H59ZM140 175H142V173L140 174ZM144 175V174H143ZM154 175V174H153ZM35 176V175H34ZM80 176H81V174H80ZM149 175L147 174V177H148ZM219 176H222L221 174H219ZM223 176H226L225 178H227V174H225V175H223ZM36 177V176H35ZM85 177H87L86 175H85ZM84 177V178H85ZM151 177V176H150ZM189 177V176H188ZM190 177H192L193 178V176H190ZM208 177V176H207ZM46 178V177H45ZM49 178V177H48ZM90 178V177H89ZM152 178V177H151ZM185 178V177H184ZM204 177H203V175H199L197 178H194V179H192V180H190V178H187V182H186V187H187V189H186V192L188 191L189 193L191 192V191H193L194 189H196V188H198L199 186H200V188L202 189L205 185H206V183H207V181H206V183H204V185H203V182H205V181H203L204 179H203ZM213 178V177H212ZM210 179L211 181L213 180L214 182H208L209 183V186H208V189H214L213 188V186H220V184H217V185H215L216 183H215V181H216V179L214 180V178L213 179ZM215 178H217V176H215ZM223 178V181H218V183H221L222 182V184H221V186L223 185V182H224V184L226 183V181H225V178L224 177H222ZM43 179V178H42ZM85 179H87V178H85ZM84 179V180H85ZM92 179V178H91ZM149 179V178H148ZM209 179V178H208ZM33 180H34V177H33ZM48 180V179H47ZM83 180V182H85ZM125 180H127V181H125ZM49 181V180H48ZM39 182H41L40 180H39ZM47 182V181H46ZM92 182H94V180H92ZM87 183V182H86ZM85 183V184H86ZM142 183V182H141ZM154 183V182H153ZM182 183V182H181ZM202 183V186L200 185ZM208 183H207V185H208ZM39 184V183H38ZM89 184H92V183H89ZM95 183H93L92 185H90V186H93ZM42 185V184H41ZM81 185H82V182H81ZM197 185H198V187H197ZM207 185L205 186V187H207ZM165 187H166V185L163 187L164 189H165ZM53 188V187H52ZM93 188V187H92ZM157 188V187H156ZM162 187L161 188H159V191L161 192V191H164V189H163ZM42 189V188H41ZM87 189V188H86ZM168 189H170V188H168ZM185 189V188H184ZM216 187H215V191H216ZM222 189V188H221ZM221 189H218L219 190V192L221 191ZM24 190V189H23ZM36 190V189H35ZM95 190V189H94ZM211 190V191H212ZM41 191V190H40ZM211 191H209L210 192V194H214L215 193V191H213V192H211ZM45 192H46V189H45ZM219 192H218V194H219ZM87 193V192H86ZM154 193V192H153ZM189 193H188V199H189V201H192L193 200V198L192 197H190V196H192V195H189ZM29 194H30V192H29ZM28 194V195H29ZM41 194V193H40ZM51 194H52V192H51ZM89 194V193H88ZM156 194V193H155ZM187 194V193H186ZM185 194V195H186ZM191 194V193H190ZM207 194V193H206ZM212 194V195H213ZM217 194V193H216ZM216 194H215V196L213 195V196H211V199H212V197H213V200L215 201L214 203H216V201H218V197H216ZM14 195V196H13ZM32 195V194H31ZM44 195H45V193H44ZM127 195V194H126ZM153 195V194H152ZM151 195V196H152ZM178 195V194H177ZM182 195V194H181ZM185 195H184V197H185ZM198 195V194H197ZM39 196V195H38ZM90 196V195H89ZM183 196V195H182ZM181 196V197H182ZM193 196H195V193L193 194ZM200 196V195H199ZM199 196H198V199H199ZM207 196V195H206ZM209 197H210V195H208ZM31 197V196H30ZM33 197V196H32ZM130 197V196H129ZM150 197V196H149ZM174 197V196H173ZM180 197V198H181ZM201 197V196H200ZM216 197V198H215ZM7 198L8 197H6V200H7ZM11 198V197H10ZM37 198V197H36ZM86 198H84L85 200H86ZM163 198V197H162ZM175 198H176V196H175ZM178 198V197H177ZM176 198V199H177ZM180 198H179V200H180ZM49 199V198H48ZM182 199V198H181ZM210 199V200H211ZM14 200V199H13ZM30 200V199H29ZM159 200V199H158ZM26 201V200H25ZM52 201V200H51ZM199 201V200H198ZM203 201V200H202ZM2 202V201H1ZM3 202H5V201H3ZM9 201H7V203H8ZM18 203H19V200L17 201ZM81 202V201H80ZM180 202V201H179ZM183 202V201H182ZM185 202H186V200H185ZM6 203V202H5ZM5 203H3L2 205H4ZM6 203V204H7ZM14 204H16V202H13ZM13 203H8L7 205H9L10 204V207H11V205H13ZM30 203V202H29ZM83 203H84V201H83ZM88 203V202H87ZM196 204L197 202H195L194 200H193V204ZM82 204V203H81ZM85 204V203H84ZM158 204H159V201H158ZM189 204H191L192 206H194L192 203H187V205H189ZM17 205V204H16ZM15 205V209H17V210H15V212L17 211V214L16 213H14V214H11V213H5V210L7 209L8 210V208L9 207H6V208H4V210L2 211L1 210V208H0V215L3 213L4 215L2 216V217H0V218H2V221L0 220V222H2L3 223V220H4V218L5 219H7V221H6V223H5V225H7V222H8V224L10 223V224H12L13 225V223H11L12 222V220L9 218V217H11V215H15V216H17L19 213V206H16ZM29 205V204H28ZM41 205L42 206H40V208L41 209H44L43 208V204L41 203ZM199 205H200V202H199ZM209 205V204H208ZM218 205V204H217ZM6 205H4V207H5ZM29 206H32V205H29ZM28 206V207H29ZM84 206V205H83ZM211 206V205H210ZM214 206V205H213ZM183 207H185L184 206V204H183ZM200 207V206H199ZM39 208V209H40ZM50 208V207H49ZM36 209V208H35ZM181 209V208H180ZM9 210H11L12 211V209H10L9 208ZM8 210V211H9ZM90 210V209H89ZM2 211V212H1ZM35 212V211H34ZM40 212V211H39ZM33 213V212H32ZM47 213V212H46ZM80 213V212H79ZM263 213V212H262ZM187 214H188V212H187ZM7 215V217H5ZM82 215V214H81ZM176 215V214H175ZM174 215V216H175ZM14 216V218H15V221H17V220H19V215H18V218L17 217H15ZM259 216V215H258ZM83 217V216H82ZM94 217H95V215H94ZM93 217V218H94ZM154 217V216H153ZM177 217H178V214H177ZM176 218V217H175ZM9 219V220H8ZM84 219V218H83ZM197 218H192V216H190V217H188L187 219H185V220H187V222L192 226V228L194 227L195 228V235H193V237L194 236H196V234L197 235H199V236H201L202 235V237L205 235H207V233H206V231H203V229L205 230L206 228H203V226L201 225V223H202V220H203V218H202V220H200V219H197ZM84 220H86V219H84ZM150 220V219H149ZM183 220H184V218H183ZM196 220V221H195ZM198 220H200L201 221V223H200V225L202 226H200V227H198ZM260 220H261V218H260ZM154 220H152V222H153ZM173 221H175V220H173ZM17 222H18V224H17ZM16 222V224H17V230L19 229V221H17ZM85 222V221H84ZM84 222H83V220H82V224H84ZM87 222H89V221H87ZM127 223V222H129L130 224L131 223H133L134 225H132L131 227H123L122 225H124V223ZM171 222V224H172V221H170ZM185 222V221H184ZM184 222H181V223H183L184 224ZM186 222V223H187ZM117 223V224H116ZM121 223H123V224H121ZM136 223V224H135ZM145 223V222H144ZM176 223H177V219H176V222H175V226H176ZM62 224V223H61ZM63 224H64V222H63ZM87 224H89V223H87ZM95 224V223H94ZM118 225V227L115 229L114 227H113V225ZM150 224V223H149ZM155 224V223H154ZM153 224V225H154ZM188 224V225H189ZM207 224H208V222H207ZM187 225V226H188ZM1 226H3V225H1ZM125 226V225H124ZM181 226H182V224H181ZM184 226H185V224H184ZM186 226V229L188 228V227H190V226H188L187 227ZM215 226V225H214ZM136 227V228H135ZM174 227V226H173ZM3 228H5L4 230H7V232L8 233H10V232H12V230L11 229H15V227H2V229ZM6 228H8V229H6ZM180 228V227H179ZM191 228V229H192ZM201 228H203V229H201ZM212 228V227H211ZM2 229L0 230L1 232H2ZM13 229V232L9 235V236H11L10 238H9V240H8V237H6L7 239L5 240V236L4 235H0L1 237V239L4 237V240L5 241H7L8 242V244L11 246V238L13 239L12 241H13V243H12V248H13V244L15 245V243H17L16 245H18V246H16V247H14V248H19V243L18 242H15L14 243V241H17V239L19 240V235L17 234V237H15L16 236V232H15V230ZM98 229V228H97ZM97 229H95L96 231H97ZM190 229V230H191ZM215 229V228H214ZM53 230V229H52ZM56 230V229H55ZM54 230V231H55ZM145 230V229H144ZM189 230V231H190ZM209 231V230H208ZM225 231V230H224ZM224 231L223 230H221L220 232H218L217 233V237H221L222 235H224ZM4 232V231H3ZM4 233H6V231L4 232ZM3 233V234H4ZM8 233H6L7 235H8ZM13 233L15 234V235H13ZM184 233V232H183ZM192 233V232H191ZM216 233V232H215ZM243 235H244V233H242ZM6 235V236H7ZM54 235V234H53ZM93 235H94V233H93ZM239 235V234H238ZM243 235H242V238H245V236L243 237ZM248 235V234H247ZM252 236H253V234H251ZM250 235V236H251ZM256 235V234H255ZM3 236V237H2ZM29 236V235H28ZM65 236V235H64ZM63 236V237H64ZM82 236V235H81ZM235 236V235H234ZM239 236H241V234L239 235ZM258 236V235H257ZM260 236H262V235H260ZM264 236V235H263ZM15 237V238H14ZM99 237V236H98ZM146 237V238H145ZM186 237V236H185ZM259 237V236H258ZM258 237H256L258 240H259V238ZM133 238V239H132ZM248 238V237H247ZM250 238V237H249ZM63 239V238H62ZM94 239H96V238H94ZM98 239V238H97ZM188 239H189V237H188ZM252 240H253V238H251ZM1 241L2 242V244H3V242L4 243H7V242H5V241ZM58 240V239H57ZM79 240V239H78ZM82 240V239H81ZM131 240L129 241V243L127 244V246L130 244V242H131ZM139 240V241H140ZM10 241V242H9ZM59 241V240H58ZM57 241V242H58ZM226 241V240H225ZM259 241H264V239L263 240H259ZM84 242L86 243V241H85V239H84ZM88 242V241H87ZM249 242H250V240H249ZM133 243H135L134 241H133ZM191 243V242H190ZM193 243V242H192ZM250 243H252V242H250ZM250 243H248L249 245H251ZM7 244V245H8ZM38 244V243H37ZM88 244H90V243H86V244H83V245H81V247L78 245V249L80 248V250H79V252H80V255H81V258H84V255H86L88 252L89 253H92V251L93 250H95V246L93 245H88ZM96 244V243H95ZM132 244V243H131ZM227 244L228 245H225V247H222L221 248V250L220 251H222L223 252V255H229L230 257L229 258H231V259H233V257H231V255L233 256H235L236 258H237V256L235 255V254H238L239 256L244 252L242 249H243V246H245V244L243 245L242 244V240H241V238L240 237H237V234H236V236L233 238L232 237V239L230 238V239H228L227 240ZM247 244V245H248ZM252 244H254V243H252ZM258 244V243H257ZM261 244H263V243H261ZM260 244V245H261ZM6 244L4 245L3 244V246H4V248L7 246ZM260 245H254V246H256L257 247V249L258 248H260V250L259 251H261V252H264L263 250H262V248H264L262 245V247H259ZM3 246H2V248H0V250L1 249H3ZM10 246H7V248H9ZM68 245H66V246H63V247H67ZM73 246V245H72ZM71 246V247H72ZM97 246V245H96ZM130 246V245H129ZM210 246H212V245H210ZM69 247V246H68ZM67 247V249L69 250V248ZM245 247H247V246H245ZM6 248V249H7ZM73 248V247H72ZM102 248V249H101ZM112 248V247H111ZM143 248V247H142ZM251 248V247H250ZM249 247H248V249H250ZM16 249V250H17ZM122 249V248H121ZM130 249V248H129ZM128 249V250H129ZM206 249H207V247H206ZM219 249H220V247H219ZM248 249H246L247 251H248ZM252 250L254 249V247H252L251 248ZM8 250V249H7ZM113 250V249H112ZM127 250V251H128ZM255 250V249H254ZM258 250L256 251V253L258 252ZM3 251V250H2ZM4 251H6L5 249H4ZM12 252H13V249L11 250ZM65 251V250H64ZM78 251V250H77ZM243 251V252H242ZM251 251V250H250ZM250 251H248V253H250ZM8 252H10L9 250H8ZM17 252H18V250H17ZM67 252V251H66ZM3 253V252H2ZM7 253V252H6ZM11 253V252H10ZM120 253V252H119ZM128 253V252H127ZM140 253V252H139ZM225 253V254H224ZM258 253H260V252H258ZM3 254H5V252L3 253ZM77 254H78V252H77ZM94 254H95V252H94ZM195 254V256H196V253H194ZM221 254V253H220ZM262 254V253H261ZM123 255V254H122ZM201 255V254H200ZM256 255H258V254H256ZM83 256V257H82ZM90 256V255H89ZM96 256V255H95ZM97 256H99V255H97ZM195 256H194V258H195ZM219 256V255H218ZM249 256V255H248ZM247 256V257H248ZM86 257V256H85ZM102 257V256H101ZM204 257H206V256H204ZM211 257H213L214 258V256H212L211 255ZM224 257V256H223ZM246 257V256H245ZM254 257V256H253ZM89 258V257H88ZM95 258V257H94ZM193 258V257H192ZM196 258H197V256H196ZM196 258H195V260H196ZM198 258H200L199 257V255H198ZM198 258H197V260H198ZM217 258V257H216ZM255 258V257H254ZM262 258H263V254H262ZM208 260H210L211 258L209 257V258H207ZM215 259V258H214ZM235 259V258H234ZM244 259V258H243ZM253 259V258H252ZM82 260V259H81ZM80 260V261H81ZM197 260H196V262H197ZM200 260H202V259H199V261ZM204 260V259H203ZM245 260V259H244ZM247 260V259H246ZM257 260L258 259H256V262H257ZM18 261V260H17ZM91 261V260H90ZM99 261H101V260H99ZM186 261H188V264H189V261L190 260H186ZM234 261V260H233ZM83 262V261H82ZM81 262V263H82ZM87 262V261H86ZM192 262H194L193 261V259H192V261L190 262V264L192 263ZM195 262V264H200L201 262H198V263H196ZM236 262V261H235ZM243 262V261H242ZM182 263H185V262H183L182 261ZM205 264H207V262L205 261L204 262ZM237 263V262H236ZM243 263H245V262H243ZM260 263H262V262H260ZM209 264H210V262H209ZM220 264H233L232 263V261L231 260H228V261H224L223 263H220ZM238 264H239V262H238Z\"/></svg>",
	"mask_w": 264,
	"mask_h": 264
}]
</instances>
